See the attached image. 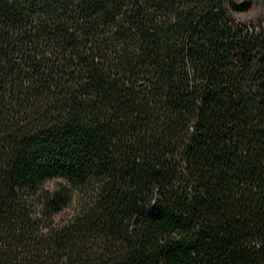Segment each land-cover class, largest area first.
Segmentation results:
<instances>
[{
  "label": "trees",
  "instance_id": "1",
  "mask_svg": "<svg viewBox=\"0 0 264 264\" xmlns=\"http://www.w3.org/2000/svg\"><path fill=\"white\" fill-rule=\"evenodd\" d=\"M0 264H264V0H0Z\"/></svg>",
  "mask_w": 264,
  "mask_h": 264
},
{
  "label": "rangeland",
  "instance_id": "2",
  "mask_svg": "<svg viewBox=\"0 0 264 264\" xmlns=\"http://www.w3.org/2000/svg\"><path fill=\"white\" fill-rule=\"evenodd\" d=\"M254 11V10H253Z\"/></svg>",
  "mask_w": 264,
  "mask_h": 264
}]
</instances>
